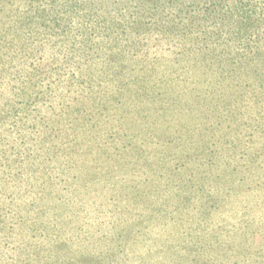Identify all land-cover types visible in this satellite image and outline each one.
<instances>
[{
  "label": "rangeland",
  "instance_id": "374dc122",
  "mask_svg": "<svg viewBox=\"0 0 264 264\" xmlns=\"http://www.w3.org/2000/svg\"><path fill=\"white\" fill-rule=\"evenodd\" d=\"M232 4L264 20V0H0V264H264L260 85L205 110L192 77L152 106L108 81L161 26L185 41L159 60H221L199 29Z\"/></svg>",
  "mask_w": 264,
  "mask_h": 264
},
{
  "label": "trees",
  "instance_id": "16d2710c",
  "mask_svg": "<svg viewBox=\"0 0 264 264\" xmlns=\"http://www.w3.org/2000/svg\"><path fill=\"white\" fill-rule=\"evenodd\" d=\"M37 1L42 2L43 0ZM230 6L235 10L234 14L232 13L230 23L228 22L229 24L222 22L219 25L217 18H213L215 24L212 25L217 26L215 32L207 28L202 29L203 26L209 24H204L199 29L204 34L209 32L207 36L220 43L223 49L226 48L229 55L223 56L221 60H201L188 55L183 58L159 60L161 58L152 56L155 53V48L161 52L166 51L168 42L173 41L174 37H178L181 44L185 41V36L181 37L176 31L172 34L161 26V30H158L157 33L160 36L156 38L152 52L149 49L145 50V53L151 54V56L134 60H120L117 66L119 75L113 74L118 78L114 80V77H112L108 81H111L114 86L117 85L121 91L140 97V100L137 97H133V99L134 101L138 99L137 105L141 106H152V97L148 96L149 94L161 97L171 96L169 90L171 83L177 81L179 85L183 84L185 82L183 76L196 79L195 82L186 85V87H189L188 97L190 101L184 104L192 107L197 106L205 110H208L210 106L227 95L240 96L246 89H257V85H260V88L263 89H258L259 91H264V43L262 42L264 39V20L257 18V15L260 14L256 13L258 8L255 6L250 8L235 4ZM210 12L207 10V18L211 15ZM59 27L58 24L57 28ZM187 27L193 30L191 26ZM147 30L145 28L144 33ZM262 47L263 50H261ZM194 52L197 53L195 50ZM176 54H179V52ZM121 79H123V82H121ZM213 90L218 92V96H215L216 92L212 94ZM141 93L146 97H142ZM216 98L217 101L214 100ZM181 108L178 107L179 110ZM179 115L178 121L190 119L187 113ZM171 116L172 114H166L165 118ZM159 118L160 116H155L152 122L156 123ZM129 124L130 132L126 138L138 137L137 121L131 117Z\"/></svg>",
  "mask_w": 264,
  "mask_h": 264
}]
</instances>
